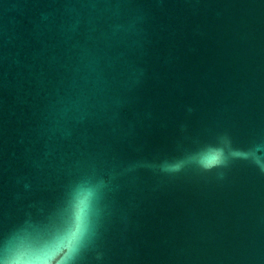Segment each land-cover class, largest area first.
Returning a JSON list of instances; mask_svg holds the SVG:
<instances>
[{
	"label": "water",
	"instance_id": "obj_1",
	"mask_svg": "<svg viewBox=\"0 0 264 264\" xmlns=\"http://www.w3.org/2000/svg\"><path fill=\"white\" fill-rule=\"evenodd\" d=\"M0 264H264V0H0Z\"/></svg>",
	"mask_w": 264,
	"mask_h": 264
}]
</instances>
